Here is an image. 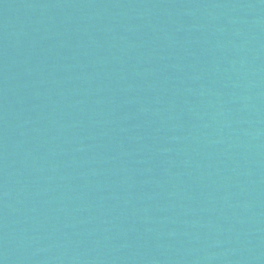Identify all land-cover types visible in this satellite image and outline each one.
I'll return each instance as SVG.
<instances>
[{
    "label": "water",
    "instance_id": "water-1",
    "mask_svg": "<svg viewBox=\"0 0 264 264\" xmlns=\"http://www.w3.org/2000/svg\"><path fill=\"white\" fill-rule=\"evenodd\" d=\"M0 264H264V0H0Z\"/></svg>",
    "mask_w": 264,
    "mask_h": 264
}]
</instances>
